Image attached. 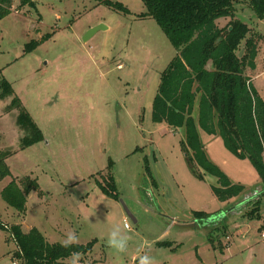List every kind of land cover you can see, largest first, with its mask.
<instances>
[{
	"label": "rangeland",
	"instance_id": "374dc122",
	"mask_svg": "<svg viewBox=\"0 0 264 264\" xmlns=\"http://www.w3.org/2000/svg\"><path fill=\"white\" fill-rule=\"evenodd\" d=\"M31 1L35 5L25 7L14 1L0 21V76L12 85L44 140L22 150L26 132L17 125L18 113H6L12 99L0 100V151L14 153L6 160L11 176L0 180V223L8 229L22 223L24 232L37 227L48 236L58 226L65 236L51 242L61 243L73 231L79 245L97 240L80 264H138L143 254L155 264H264V197L252 219L245 216L250 208L240 211L263 186L250 173V168L256 172L250 162L222 149L220 137L201 134L211 161L246 187L239 198L221 203L211 189L217 179L203 174L200 180L189 168L182 150L185 130L152 121L161 74L177 51L155 20L139 18L146 12L143 1L111 0L123 4L128 15L98 0ZM234 8L235 19L250 28L247 38L258 42L257 71L246 68L245 74L258 76L255 85L264 96V20L249 0H238ZM230 21L217 24L225 28ZM101 25L105 29L85 40ZM31 42L40 45L26 53ZM110 161L117 201L97 184H105ZM28 176L40 189L28 197L22 220L1 193L12 180ZM194 212L211 218L196 221ZM225 216L224 226L214 227ZM125 221L128 250L116 253L107 237L114 227L124 229ZM0 264H23L10 233L1 228Z\"/></svg>",
	"mask_w": 264,
	"mask_h": 264
},
{
	"label": "trees",
	"instance_id": "16d2710c",
	"mask_svg": "<svg viewBox=\"0 0 264 264\" xmlns=\"http://www.w3.org/2000/svg\"><path fill=\"white\" fill-rule=\"evenodd\" d=\"M14 1H18L20 7L35 5L31 0H0V21L10 15ZM98 1L124 14H130L121 3ZM142 1L146 12L139 15V18L155 20L177 51V56L161 74L152 105L153 123L185 130L182 150L186 154L189 168L200 180H204L203 174L217 179V185L211 189L221 203L240 197L246 188L233 183L209 159L201 140V132L220 137L230 154L238 160L249 161L263 185L262 190L256 192V196H251L240 209L245 211L250 208L251 211L245 213V216L252 219L253 215L259 214V206L264 197V99L245 74L246 68H257L259 45L253 38H247L250 33L247 24L235 19L234 7L238 0ZM249 2L256 17L264 20V0ZM221 19L231 21L225 28H219L217 23ZM243 41H246L245 52L240 57L238 51ZM39 45V42H31L25 52H32ZM6 98L12 99L6 113L17 111V125L26 132L22 150L42 142V131L12 85L0 76V100ZM13 155L10 151H0V180L11 176L6 160ZM149 164V160L145 159L146 173L153 179ZM108 168L105 184H97L104 195L117 201L119 193L112 173V161ZM152 183L158 187L156 181L152 180ZM39 189L37 180L28 176L12 180L3 189L1 197L9 207L25 214L28 197ZM193 217L196 221L207 222L211 215L194 212ZM227 219L228 216H225L214 227L224 226ZM0 228L10 233L11 240L18 248V259L23 264H68L73 251L87 256L98 242L93 240L87 245L76 244L66 249L60 243L50 244L37 228L28 233L20 225L8 229L0 223ZM209 241L215 247V240L211 238Z\"/></svg>",
	"mask_w": 264,
	"mask_h": 264
},
{
	"label": "clouds",
	"instance_id": "9594fccd",
	"mask_svg": "<svg viewBox=\"0 0 264 264\" xmlns=\"http://www.w3.org/2000/svg\"><path fill=\"white\" fill-rule=\"evenodd\" d=\"M127 230H129V225L127 224L124 225V229H121L119 226L114 227L108 234L107 246L116 253L127 252L128 242L130 240V236L126 234ZM78 242L79 236L73 231L66 234V237L61 241V246L68 249L78 244ZM81 259L82 254L79 252L73 251L70 254L71 264H80ZM138 264H155V262L153 257L148 254H143L138 257Z\"/></svg>",
	"mask_w": 264,
	"mask_h": 264
},
{
	"label": "crops",
	"instance_id": "0c3cea01",
	"mask_svg": "<svg viewBox=\"0 0 264 264\" xmlns=\"http://www.w3.org/2000/svg\"><path fill=\"white\" fill-rule=\"evenodd\" d=\"M222 20V19H221ZM259 56H260V54H259ZM258 60V59H257ZM256 66H257V64H256ZM257 69V68H256ZM257 71V70H256ZM248 77L251 79V82H252V84L255 86V88L257 89V91L259 92V94H260V96L264 99V96L262 95V92H261V90L259 89V87H257L256 85H255V80L257 79V77H252V76H250V75H248ZM173 130H175V129H173ZM178 130V129H177ZM201 134H202V132H201ZM216 136H211V138H215ZM224 147V144H223V146H221V148L222 149H225V147ZM206 153H207V155H208V157H209V159L210 160H212L211 158H210V156H209V154H208V152L206 151ZM241 161V160H240ZM247 161V160H246ZM246 161H242V162H246ZM249 171H250V173L251 174H253L254 175V177H257L260 181H261V179L259 178V176H258V174H257V176L254 174V173H256V172H254L251 168L249 169ZM225 172H226V174L229 176V178L231 179V181L233 182V183H236V181H238V179H236L235 177H232L231 175H230V172L228 171H226L225 170ZM257 179V180H258ZM239 184H241V183H239ZM246 188V187H245ZM239 198V197H238ZM235 199H237V198H235ZM235 199H233V200H235ZM233 200H231V201H233ZM231 201H229V202H226V203H231ZM28 203V202H27ZM26 213H27V206H26V212H25V214H21L22 215V220H24L25 219V215H26ZM206 213V212H205ZM20 214V213H19ZM208 214V213H207ZM60 216H62L61 214H60ZM15 225H20L21 227H22V223H19V224H15ZM34 228H37V227H34ZM23 229V228H22ZM31 229H33V227L32 228H30L29 229V231L31 230ZM39 230V229H38ZM52 232L50 233V235L48 236V235H46V233H42V231L41 230H39L42 234H43V236L45 237V239H46V241H48L50 244H56L57 242H51L50 240H52V239H54V240H56L58 237H64L65 235L62 233V231L60 230V228L57 226V227H52ZM28 231V232H29ZM28 232H25V233H28ZM61 244V243H60ZM84 257H86V256H84ZM70 260V259H69ZM69 260L67 261V263L68 264H71L70 262H69ZM80 262H82V260L80 261Z\"/></svg>",
	"mask_w": 264,
	"mask_h": 264
},
{
	"label": "water",
	"instance_id": "95a60500",
	"mask_svg": "<svg viewBox=\"0 0 264 264\" xmlns=\"http://www.w3.org/2000/svg\"><path fill=\"white\" fill-rule=\"evenodd\" d=\"M105 29V27L103 25L98 26L94 29H92L91 31L88 32L87 36L85 37V40H88L91 36H93L97 31ZM128 212V211H127ZM129 214V213H128ZM131 216V214H129ZM15 257H17V254H15Z\"/></svg>",
	"mask_w": 264,
	"mask_h": 264
},
{
	"label": "built area",
	"instance_id": "2783aa9c",
	"mask_svg": "<svg viewBox=\"0 0 264 264\" xmlns=\"http://www.w3.org/2000/svg\"><path fill=\"white\" fill-rule=\"evenodd\" d=\"M125 224H127V222L125 221ZM128 225V224H127ZM130 229V227H129ZM262 239L264 240V233H262Z\"/></svg>",
	"mask_w": 264,
	"mask_h": 264
}]
</instances>
